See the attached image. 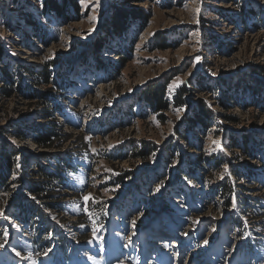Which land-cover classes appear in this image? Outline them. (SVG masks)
I'll return each instance as SVG.
<instances>
[{"label": "rangeland", "instance_id": "1", "mask_svg": "<svg viewBox=\"0 0 264 264\" xmlns=\"http://www.w3.org/2000/svg\"><path fill=\"white\" fill-rule=\"evenodd\" d=\"M48 1L0 0V264H264V0Z\"/></svg>", "mask_w": 264, "mask_h": 264}, {"label": "trees", "instance_id": "2", "mask_svg": "<svg viewBox=\"0 0 264 264\" xmlns=\"http://www.w3.org/2000/svg\"><path fill=\"white\" fill-rule=\"evenodd\" d=\"M56 2H57V0H49L48 1L51 10H55V11L58 10L57 6H55ZM36 73L38 74V78L40 79L41 82H45V83L49 84L51 71L48 70V68L45 67L43 69H38L36 71ZM154 99H155V101H153V102L155 105H157V106H165L166 105L167 106V102L165 101V99L164 100L162 99V95H159V97H154ZM173 102L174 103L178 102V99L177 98L174 99ZM204 115L206 116V118H204V121H207V118H209L210 116H209V114L208 115L204 114ZM204 115H203V117H204ZM188 125L190 126V128H193L192 127L193 122H189ZM60 128L61 127L58 124L57 118L54 117V128L51 131L48 130V132L45 136L40 135L37 138H34V140L36 141V143L39 146H44V147L50 146V145H52L53 140H55L54 138L58 139V137H60V135H63ZM58 157L59 158H57V159H61V156H58ZM54 173H55L54 171H51L47 167H46V170H42L41 167L37 168V172H36V174L41 175L42 180L45 182H47L53 178L56 179L55 177H57L59 183L63 182V180L65 179V177L63 176L64 173L63 172L59 173V174H57V173L54 174Z\"/></svg>", "mask_w": 264, "mask_h": 264}, {"label": "snow or ice", "instance_id": "3", "mask_svg": "<svg viewBox=\"0 0 264 264\" xmlns=\"http://www.w3.org/2000/svg\"><path fill=\"white\" fill-rule=\"evenodd\" d=\"M41 6H43V0H41ZM197 12H199V9H197ZM92 31H94V29H92ZM199 60H200V57H196V61L199 62ZM213 75H215V74L213 73ZM181 83H182V82L179 81V78H177L172 84L169 85V88L180 87V86H181ZM186 110H187V109H186V106L177 109L178 112H180V111H186ZM86 139H89V140H90L91 137H87ZM213 144L216 146V148H217L218 150H222V143H221V141H213ZM224 171H225V172H229V168H228V165H227V164L224 165ZM221 178H223V177H221ZM188 183H191V181H188ZM162 187H164V181H161L160 183H158V184L156 185V187H155V191L153 192V194L159 193V192L161 191V188H162ZM108 190H109V191H113V190H115V189H108ZM91 199H92V197H91L90 194H89V195H85V196L83 197V201L85 202V204H87V202H88L89 200H91ZM232 208H233V209L236 208L235 199H233ZM85 210L87 211V209H85ZM135 224H136V221H135V220H132V221L130 222L131 228H132V230H133V235H135ZM101 227H102V226H101ZM99 231H100V227H96V228H94V231H93V239L97 240V241L102 245V243H103V237H99V236L97 235V233H98ZM213 231H215V229H213ZM185 235H187V234L185 233ZM245 238H246V237H245ZM124 239H126V240L128 241L129 244L132 243V237H131V236H125ZM89 243H91V241H89ZM204 243L207 244L208 241L205 240ZM126 246H127V245H126ZM168 246H169V245L166 243V244H165V247H168ZM0 248H4V244H0ZM13 251L15 252V255H16V256H20V255H21V253H20L19 251H17L16 249H13ZM45 255H47V253H45ZM90 259H91V257H90ZM184 264H187V262L185 261Z\"/></svg>", "mask_w": 264, "mask_h": 264}, {"label": "bare ground", "instance_id": "4", "mask_svg": "<svg viewBox=\"0 0 264 264\" xmlns=\"http://www.w3.org/2000/svg\"><path fill=\"white\" fill-rule=\"evenodd\" d=\"M165 243H166V242H165L164 240H158V241H156V242L153 243V244L158 245V244H165ZM171 245H172L173 247H175V246L178 245V243H177L176 240H173V241L171 242Z\"/></svg>", "mask_w": 264, "mask_h": 264}]
</instances>
